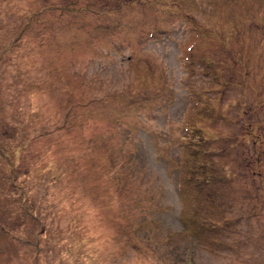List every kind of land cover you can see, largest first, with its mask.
<instances>
[{"label":"rangeland","instance_id":"rangeland-1","mask_svg":"<svg viewBox=\"0 0 264 264\" xmlns=\"http://www.w3.org/2000/svg\"><path fill=\"white\" fill-rule=\"evenodd\" d=\"M0 264H264V0H0Z\"/></svg>","mask_w":264,"mask_h":264},{"label":"trees","instance_id":"trees-1","mask_svg":"<svg viewBox=\"0 0 264 264\" xmlns=\"http://www.w3.org/2000/svg\"><path fill=\"white\" fill-rule=\"evenodd\" d=\"M16 151V150H15ZM197 161H195L193 164H191L190 166L186 167L185 172L189 173L192 175V177L190 176L189 181L191 185L195 186L196 189H199L200 191L202 190V184L208 182L209 180H211V174L212 172L210 171V168L212 167L210 164H205L203 162H201L200 164L197 165ZM254 164V163H253ZM211 166V167H210ZM210 167V168H209ZM213 170V172H217L216 169H214L213 167L211 168ZM183 173V171H182ZM254 173V172H253ZM188 174V175H189ZM188 178V177H187ZM207 178V179H206ZM206 182H205V180ZM215 179V178H213ZM204 180V181H203ZM17 186V185H16ZM15 186V187H16ZM261 187V186H260ZM207 191H206V195H207ZM197 198H195L196 200Z\"/></svg>","mask_w":264,"mask_h":264}]
</instances>
